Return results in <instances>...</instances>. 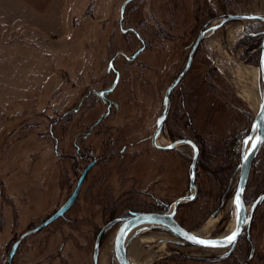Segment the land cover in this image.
Returning <instances> with one entry per match:
<instances>
[{"label": "rangeland", "instance_id": "1", "mask_svg": "<svg viewBox=\"0 0 264 264\" xmlns=\"http://www.w3.org/2000/svg\"><path fill=\"white\" fill-rule=\"evenodd\" d=\"M229 14L264 16V0H0V264H95L108 222L167 212L193 194L194 145L196 196L175 218L202 236L228 228L242 140L264 90V21L212 30ZM155 135L160 146L182 143L160 149ZM93 160L70 209L22 238L9 262L14 242L67 200ZM262 194L264 146L244 191L248 210ZM119 225L102 234L97 264H119ZM228 250L150 224L126 243L133 264H264V199Z\"/></svg>", "mask_w": 264, "mask_h": 264}, {"label": "water", "instance_id": "2", "mask_svg": "<svg viewBox=\"0 0 264 264\" xmlns=\"http://www.w3.org/2000/svg\"><path fill=\"white\" fill-rule=\"evenodd\" d=\"M260 19L264 21V16L261 15H256V14H251V15H242V14H229L227 17L223 18V20L217 24L216 26H213V29H216L226 23L227 21L231 19ZM204 33L201 32L199 36L197 37L191 51L189 54V58L187 61L186 66L184 67L183 71L179 74V76L174 80V82L170 85L168 88L166 95H165V101L167 103L166 110L164 112V118L167 116L168 108H169V93L171 89L181 80V78L184 76V74L187 72L188 68L190 67L192 60H193V54L200 43L201 39L203 38ZM261 58H260V66L261 69L264 73V32H263V39H262V48H261ZM264 79V76H263ZM264 90H263V96H262V101L259 107V110L255 116L252 128L250 129L249 133L243 138L242 140V152H241V163H240V175L238 179V183L236 186V190L233 196V203H234V208L236 211V224L235 228L232 230V232L237 231L239 229V234L236 237L235 241L233 243H227L225 238L229 235H231L232 232L227 234L224 237H205L202 235H199L198 233L186 229L184 226H182L179 221L175 218L176 211L178 205L183 202V201H188L194 199L196 196V184H195V176H196V162H197V155H198V148L194 145L195 148V153L192 161V174H191V180H190V187L194 189L193 194L186 195L178 200H176L172 205L173 208L172 210H169L167 212H140V211H131L130 215L128 216H123V217H118L113 219L112 221L108 222L106 225L102 227L100 230L98 237L96 239V244L94 248V262L95 264L98 263V252H99V240L103 234V232L110 227L111 225L115 223H120L116 235H115V240H114V253L115 256L118 260L119 264H132L130 261L127 251H126V237L128 233L134 229L137 226H140L142 224H150L153 227H159L161 229H164L166 231H169L179 238H181L183 241L195 245V246H200V247H205V248H228V252L230 253L234 247L236 246V243L243 233L244 229L249 225L253 211L257 204L264 199V194H262L253 204L250 210H248V207L245 203L244 200V191L246 188V184L249 178L250 174V169L253 160L255 159L256 155L258 154L259 150L261 149L262 146H264V143L257 144L256 147H253V142L261 136H264ZM158 131V130H157ZM157 133V132H156ZM251 138V139H250ZM247 141V143H245ZM182 143V141H175L169 146H160L156 143V135L153 137V144L155 147L160 148V149H168L176 146L177 144ZM95 160L91 161L82 171L79 180L77 182V185L71 195L67 198V200L53 213L51 214L48 218H46L41 224L36 226L35 228H32L26 232H24L19 239H17L9 253L8 256V261L11 262L13 257L15 256L19 244L25 236L28 234H31L33 232H37L39 229H41L44 226H47L54 220L58 219L59 217H62L73 205L75 200L77 199L80 189L83 185V182L85 180V177L89 171V169L95 164ZM239 196L240 200V205H239V210L237 207V197ZM238 211H239V219H238ZM190 237H194L196 239H191ZM249 237V236H248ZM198 240H204V241H215L216 244L215 246L212 244H204V243H199ZM253 244V242H252ZM252 249L254 250V244L252 245ZM252 250V251H253Z\"/></svg>", "mask_w": 264, "mask_h": 264}, {"label": "bare ground", "instance_id": "3", "mask_svg": "<svg viewBox=\"0 0 264 264\" xmlns=\"http://www.w3.org/2000/svg\"><path fill=\"white\" fill-rule=\"evenodd\" d=\"M260 102H261V99L259 98V97H257L256 98V109L260 106ZM183 202H186V201H183ZM172 208H173V205L171 206V210H172ZM213 223H214V221L213 220H211V221H208L207 222V224L205 225V228H207V227H209V226H212L213 225ZM235 224H236V214L234 215V219L230 222V224H229V226H228V228L224 231V232H222L221 234H218V235H216V236H212V235H210V234H204L203 236H205V237H208V238H210V237H224V236H226L227 234H229L230 232H232V230L235 228ZM138 227L139 226H137V227H135L134 229H132L129 233H128V235H127V237H126V241H128L129 240V237L138 229ZM196 233H198L197 231H195ZM173 234V233H172ZM175 235V234H174ZM181 239V238H180ZM182 240V239H181ZM136 246L137 245H133V248H132V253L133 254H135V253H137V248H136ZM152 258V257H151ZM133 264V263H132ZM136 264V263H135Z\"/></svg>", "mask_w": 264, "mask_h": 264}, {"label": "snow or ice", "instance_id": "4", "mask_svg": "<svg viewBox=\"0 0 264 264\" xmlns=\"http://www.w3.org/2000/svg\"><path fill=\"white\" fill-rule=\"evenodd\" d=\"M262 119H264V117H262ZM251 139V138H250ZM245 143H247V141H245ZM260 143H264V136H261V137H258L254 142H253V147H256L257 144H260ZM237 207H238V210H239V205H240V200H239V196L237 197ZM238 219H239V211H238ZM239 234V229H237V231H234L231 233V235L227 236L225 238L226 242L227 243H233L236 239V237L238 236ZM191 239H196L194 237H190ZM199 243H204V244H212L215 246L216 242L215 241H204V240H198Z\"/></svg>", "mask_w": 264, "mask_h": 264}, {"label": "flooded vegetation", "instance_id": "5", "mask_svg": "<svg viewBox=\"0 0 264 264\" xmlns=\"http://www.w3.org/2000/svg\"><path fill=\"white\" fill-rule=\"evenodd\" d=\"M193 44H194V43H193ZM193 44L191 45V49H192V47H193ZM199 44H200V43H199ZM199 44H198V45H199ZM197 47H198V46H197ZM197 47H196V49H197ZM196 49H195V51H196ZM190 51H191V50H190ZM195 51H194V53H195ZM189 54H190V52H189ZM189 54H188L187 58H189ZM193 57H194V54H193ZM185 66H186V65H185ZM130 212H131V211L128 212V215H130ZM140 212H161V211H159V210H155V209H151V210L148 209V210H146V211L144 210V211H140ZM128 215H126V216H128ZM245 230H246V228L244 229V231H245ZM244 231H243V233H244ZM103 233H104V232H103ZM243 233H242V234H243ZM242 234H241V236H242ZM241 236H240V237H241ZM240 237H239V238H240ZM247 237H248V236H247Z\"/></svg>", "mask_w": 264, "mask_h": 264}, {"label": "trees", "instance_id": "6", "mask_svg": "<svg viewBox=\"0 0 264 264\" xmlns=\"http://www.w3.org/2000/svg\"><path fill=\"white\" fill-rule=\"evenodd\" d=\"M101 93H102V94H104V92H103V91H102V92H100V94H101ZM100 94H99V95H100Z\"/></svg>", "mask_w": 264, "mask_h": 264}]
</instances>
